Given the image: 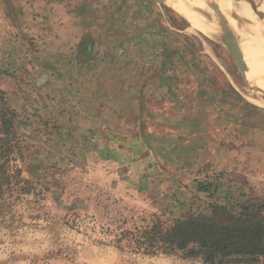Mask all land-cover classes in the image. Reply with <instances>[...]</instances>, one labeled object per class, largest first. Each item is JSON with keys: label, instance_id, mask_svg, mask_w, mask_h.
<instances>
[{"label": "rangeland", "instance_id": "1", "mask_svg": "<svg viewBox=\"0 0 264 264\" xmlns=\"http://www.w3.org/2000/svg\"><path fill=\"white\" fill-rule=\"evenodd\" d=\"M222 2L264 43L257 7ZM191 12L0 0V264H200L121 252L106 229L264 202V95Z\"/></svg>", "mask_w": 264, "mask_h": 264}, {"label": "trees", "instance_id": "2", "mask_svg": "<svg viewBox=\"0 0 264 264\" xmlns=\"http://www.w3.org/2000/svg\"><path fill=\"white\" fill-rule=\"evenodd\" d=\"M263 210L264 202L235 200L211 205L208 214L143 215L106 232L118 250L135 255L200 264H264Z\"/></svg>", "mask_w": 264, "mask_h": 264}, {"label": "bare ground", "instance_id": "3", "mask_svg": "<svg viewBox=\"0 0 264 264\" xmlns=\"http://www.w3.org/2000/svg\"><path fill=\"white\" fill-rule=\"evenodd\" d=\"M183 1H184V9L185 10L192 11V9H193V11L197 12V14H194L193 12H191V15L195 18V20H198L200 22L203 20L209 25V27L211 28L210 34L214 37V39L226 44L222 40V37H221V36L226 35V37L228 38V42H227L228 44L227 45L230 46V48L233 50V52L237 56L245 58L244 60H246L247 66L249 69L248 75H255L253 77L252 76L249 77V79L252 78L253 83H254V81H256V85L254 84L255 85L254 89L259 90V93L264 95V53L262 51H260L258 48H256L255 46H254V49H255L254 50L252 48L251 44H248V43L245 44L243 41H240L238 36L245 41H248V40L253 41L252 40V37H253L255 39V42L258 43L263 48H264V43L262 41H260L258 38H256V36H254L244 26H242L238 22H235L231 16H230L231 22L229 24L230 26L228 25L229 22L227 23L226 14H225L226 9H224L226 7L224 6L222 0H202V2H203L202 4L196 2V0H190V2H189V0H183ZM179 2L182 4V0H179ZM204 3L215 4L218 7V9L221 11V15H219L218 18H220L222 20L217 19V18H214V19L211 18L210 16H213L212 14L216 13V12L211 10V9H208L204 5ZM252 8H254V7H252ZM257 8L260 11H264V8L262 6H260V7L258 6ZM196 15H203L205 17L196 16ZM206 16H209V17H206ZM256 51L261 56L258 55ZM256 101H258V100H256ZM258 102L263 104L261 101H258Z\"/></svg>", "mask_w": 264, "mask_h": 264}, {"label": "water", "instance_id": "4", "mask_svg": "<svg viewBox=\"0 0 264 264\" xmlns=\"http://www.w3.org/2000/svg\"><path fill=\"white\" fill-rule=\"evenodd\" d=\"M244 1L252 4L254 7H258V6L260 7V6H262V4L259 3V2H257L256 0H244Z\"/></svg>", "mask_w": 264, "mask_h": 264}, {"label": "crops", "instance_id": "5", "mask_svg": "<svg viewBox=\"0 0 264 264\" xmlns=\"http://www.w3.org/2000/svg\"><path fill=\"white\" fill-rule=\"evenodd\" d=\"M261 4H262V3H261ZM262 7L264 8V4H262ZM254 9H256L258 12L263 13V15H264V11H260L258 8H254Z\"/></svg>", "mask_w": 264, "mask_h": 264}]
</instances>
